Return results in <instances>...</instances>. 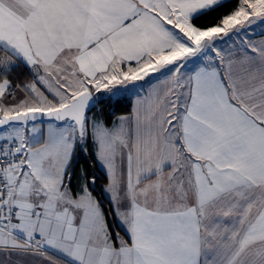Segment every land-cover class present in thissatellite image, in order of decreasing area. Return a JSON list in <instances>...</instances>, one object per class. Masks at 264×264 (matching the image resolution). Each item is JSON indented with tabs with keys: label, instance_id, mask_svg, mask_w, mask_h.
Here are the masks:
<instances>
[{
	"label": "snow or ice",
	"instance_id": "1",
	"mask_svg": "<svg viewBox=\"0 0 264 264\" xmlns=\"http://www.w3.org/2000/svg\"><path fill=\"white\" fill-rule=\"evenodd\" d=\"M254 25L264 0H0V264H264Z\"/></svg>",
	"mask_w": 264,
	"mask_h": 264
},
{
	"label": "trees",
	"instance_id": "2",
	"mask_svg": "<svg viewBox=\"0 0 264 264\" xmlns=\"http://www.w3.org/2000/svg\"><path fill=\"white\" fill-rule=\"evenodd\" d=\"M231 7H235V3L230 4L228 8L219 9L216 13H213L210 17H203L201 21H199V23L202 24L215 23L216 18L219 15L226 13ZM12 78L15 80L16 74H12ZM22 78L25 81L31 79V77L27 76V74H24ZM117 101L119 102L117 103ZM132 105H133L132 96L125 93L113 98V101L110 106H106L104 104H98L96 109L90 114H93L95 116L96 115L100 116L106 124L112 125V123L116 120L118 116L131 113ZM89 165H93V166L90 167ZM73 168H74V175L72 177V185L74 189H77V186H79V184L84 182V177L82 176V172L87 173L90 188L94 187L96 189V191L93 193L94 195L98 193L101 187L107 183L104 171L93 164L90 155L88 156L79 155L78 159L74 157ZM92 176L97 177L95 185H92L90 183Z\"/></svg>",
	"mask_w": 264,
	"mask_h": 264
},
{
	"label": "crops",
	"instance_id": "3",
	"mask_svg": "<svg viewBox=\"0 0 264 264\" xmlns=\"http://www.w3.org/2000/svg\"><path fill=\"white\" fill-rule=\"evenodd\" d=\"M253 29H254V31H252V32H250V35L252 36V38L253 39H256V40H260V39H264V36H261L260 35V32L262 31V29L261 28H259V27H257V26H253ZM239 43V41L237 40L236 41V44H238ZM230 46H231V42H230ZM0 55H2V54H0ZM157 77L154 75V76H152L151 77V79H153V80H155ZM123 93H127V94H129V95H131L132 96V98H133V103H134V101H135V99H136V96L133 94V91L131 90V86H130V89H129V91H127V92H123ZM123 115H131V113H129V114H123ZM89 116L90 117H95L96 119H98V120H102V118L100 117V116H95V115H93V114H89ZM121 116V115H120ZM119 117V116H118ZM118 117L116 118V120L118 119ZM115 120V121H116ZM109 126H111V125H109ZM102 169V168H101ZM103 170V169H102ZM104 171V170H103ZM83 183V182H82ZM81 183V184H82ZM81 184H79V186H77V189H79V187L81 186ZM106 185V184H105Z\"/></svg>",
	"mask_w": 264,
	"mask_h": 264
},
{
	"label": "water",
	"instance_id": "4",
	"mask_svg": "<svg viewBox=\"0 0 264 264\" xmlns=\"http://www.w3.org/2000/svg\"><path fill=\"white\" fill-rule=\"evenodd\" d=\"M96 107H97V105H96ZM96 107L92 108V110H91L90 113H92V112L96 109ZM90 113H89V114H90ZM89 114H88V115H89ZM44 121L47 122V118H46V117L44 118Z\"/></svg>",
	"mask_w": 264,
	"mask_h": 264
},
{
	"label": "rangeland",
	"instance_id": "5",
	"mask_svg": "<svg viewBox=\"0 0 264 264\" xmlns=\"http://www.w3.org/2000/svg\"><path fill=\"white\" fill-rule=\"evenodd\" d=\"M29 80H30V79H29ZM26 81H28V80H26ZM122 94H125V93L122 92L120 95H122ZM120 95H119V96H120ZM46 123H47V122H45V124H46Z\"/></svg>",
	"mask_w": 264,
	"mask_h": 264
}]
</instances>
